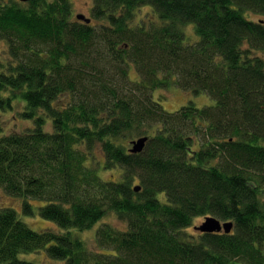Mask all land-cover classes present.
<instances>
[{
  "label": "trees",
  "instance_id": "obj_1",
  "mask_svg": "<svg viewBox=\"0 0 264 264\" xmlns=\"http://www.w3.org/2000/svg\"><path fill=\"white\" fill-rule=\"evenodd\" d=\"M92 3L104 23L72 20L70 0H0V187L13 201L0 206V264H41L19 254L42 250L65 264H264V0ZM144 5L159 24L133 25ZM173 85L214 104L168 111L155 92ZM7 112L32 125L7 131ZM96 145L120 180L85 163ZM109 213L127 228L101 222L89 246L79 233ZM201 216L233 229L195 236Z\"/></svg>",
  "mask_w": 264,
  "mask_h": 264
},
{
  "label": "rangeland",
  "instance_id": "obj_2",
  "mask_svg": "<svg viewBox=\"0 0 264 264\" xmlns=\"http://www.w3.org/2000/svg\"><path fill=\"white\" fill-rule=\"evenodd\" d=\"M72 4V16L71 19L74 20L77 18V14H84L86 17L91 18L92 25H98L101 23H104V21H96L92 18L91 9L93 6V0H70ZM259 17V16H258ZM78 19V18H77ZM159 18L157 12L155 10L153 11V7L150 5H144L141 6L136 10V16L135 20L133 21V25H138L140 23H145L147 27L152 22H155L156 24H159L161 21ZM84 21V20H82ZM85 22V21H84ZM153 25V24H152ZM184 28V32L186 34L187 41L192 43L196 42L199 39V35H197V32L195 29V24L192 22H188L185 25H182ZM8 44L5 39H0V60H7L8 54L7 50ZM103 63L106 65H109V63H106L103 60ZM105 71V77L109 78L110 80H116L117 77L120 78V73H117L116 68H112L110 66H107ZM139 71L136 70L134 65H131L128 70V75L131 79L136 80L139 78ZM100 76V75H99ZM155 97L157 99H160L163 103L162 106L168 111H175L181 108V106L189 103L190 101H193L194 104H196L199 107L206 106V105H212L214 104V100L209 97L205 93L200 94H194L192 92L189 93L187 90H183L177 86H171L170 88H159L155 92ZM17 112V111H16ZM16 112H7L4 115H2L3 120L6 121V130L7 131H21L26 129L27 127L31 126L32 123L30 120H26L22 118L18 113ZM48 129H52L51 124L48 125ZM132 139H130V142ZM129 142V145H130ZM262 145H264V140L260 142ZM85 150L88 152H91L93 154V158L87 159V162H85L88 166L94 167L97 169L98 174L104 179V180H120L121 170L118 169H112V168H104V162L105 156L103 151L101 150L99 145H96L93 147V149H88V147H85ZM13 201L8 198V194L0 187V206L8 205L9 203H12ZM21 201H16L15 206L16 209L19 211L21 210ZM19 213L20 219L24 220L32 229L34 230H43L47 228H57L55 223L51 221H46L43 218H39V214L36 213L33 216H25L22 214V212ZM204 220V217H198L195 218L193 221L192 226L187 228L188 232L193 233L195 236L199 235L201 232L199 230H196L195 226L200 225ZM101 222H106L111 224L112 226L116 227L117 229L125 230L127 228L126 221H121V219L117 218V216L113 213L106 214L101 221H99L96 225H94L93 229L85 230L83 232L79 233V237L83 238L89 246L93 247L96 244V229L98 228V224ZM264 250V246L263 249ZM19 257L21 259L29 260L38 262L41 264H65L62 260H57L52 258L48 255L44 250L39 252H28V253H20Z\"/></svg>",
  "mask_w": 264,
  "mask_h": 264
},
{
  "label": "water",
  "instance_id": "obj_3",
  "mask_svg": "<svg viewBox=\"0 0 264 264\" xmlns=\"http://www.w3.org/2000/svg\"><path fill=\"white\" fill-rule=\"evenodd\" d=\"M21 1H29V0H21ZM79 20H84L86 23H91V18L86 17L84 14H77L76 15ZM148 141L147 136L139 137V139H135L131 141V147L130 151L133 153H138L145 148ZM140 186L136 187V191L140 190ZM196 230H199L200 232H220L225 231L226 233H230L233 229V222L232 221H224L222 222L218 218L214 216H206L205 220L200 225L195 226Z\"/></svg>",
  "mask_w": 264,
  "mask_h": 264
},
{
  "label": "bare ground",
  "instance_id": "obj_4",
  "mask_svg": "<svg viewBox=\"0 0 264 264\" xmlns=\"http://www.w3.org/2000/svg\"><path fill=\"white\" fill-rule=\"evenodd\" d=\"M146 147V146H145Z\"/></svg>",
  "mask_w": 264,
  "mask_h": 264
}]
</instances>
